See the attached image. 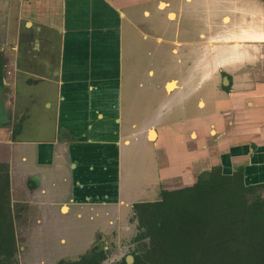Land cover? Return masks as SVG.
Here are the masks:
<instances>
[{
    "label": "crops",
    "instance_id": "0c3cea01",
    "mask_svg": "<svg viewBox=\"0 0 264 264\" xmlns=\"http://www.w3.org/2000/svg\"><path fill=\"white\" fill-rule=\"evenodd\" d=\"M0 165L58 255L207 170L264 205V0H0Z\"/></svg>",
    "mask_w": 264,
    "mask_h": 264
},
{
    "label": "trees",
    "instance_id": "16d2710c",
    "mask_svg": "<svg viewBox=\"0 0 264 264\" xmlns=\"http://www.w3.org/2000/svg\"><path fill=\"white\" fill-rule=\"evenodd\" d=\"M3 179L9 188V175ZM252 190L241 170L215 172L208 182L135 204L155 264H264V205Z\"/></svg>",
    "mask_w": 264,
    "mask_h": 264
},
{
    "label": "flooded vegetation",
    "instance_id": "af4514ba",
    "mask_svg": "<svg viewBox=\"0 0 264 264\" xmlns=\"http://www.w3.org/2000/svg\"><path fill=\"white\" fill-rule=\"evenodd\" d=\"M208 172L210 173V171ZM213 174L210 173L209 180ZM199 181H202L201 177ZM2 196L3 204L0 206V264H137L138 254H133L130 257L125 255L123 252V242L116 244L113 248L112 238L105 237L100 233H97L90 243L83 244L82 248H87L85 252L78 251L61 255L53 252H43V249L54 250L58 246L68 247L69 244L64 241H57L54 238L50 241H46L44 238L33 240L34 238L18 234L17 230L14 233L12 230V220L9 216L11 208L10 198L9 195H7L8 198L4 195ZM135 204L133 206L134 212ZM149 244L150 239L148 244H144V249L146 250L139 264H155L156 262L153 252L148 251L147 245ZM111 249H117L116 254L114 251H110ZM74 255H77V257H72ZM44 259L48 261L45 262Z\"/></svg>",
    "mask_w": 264,
    "mask_h": 264
},
{
    "label": "rangeland",
    "instance_id": "374dc122",
    "mask_svg": "<svg viewBox=\"0 0 264 264\" xmlns=\"http://www.w3.org/2000/svg\"><path fill=\"white\" fill-rule=\"evenodd\" d=\"M28 135H30V134L28 133ZM2 169H4V168H3L2 165H0V175H2V174L5 173V171H3ZM191 186H193V185L184 186V187H182L180 189H175V190H181V189L188 188V187H191ZM9 188L7 187L6 182L3 179V177H2V179L0 180V206H2V204H3V196L2 195H4L6 198H8L7 192H9ZM175 190H167V191H175ZM191 201H193V202L198 201L199 202V200L197 199V197L195 199L191 200ZM181 207L182 206H179L178 204H175L174 205V209H180ZM18 212H19V209H16L15 210V215H14L11 212V208H10V212H9L10 215L9 216H10V219L12 220V224H13L12 230L14 231V233H15V230H17L18 234L20 233V234L25 235L27 229L25 227H23V228L17 227L15 220H17V222H18L17 224H20V223L21 224H27V221H28L29 218H24L23 217V213L20 214ZM13 215H14V217H13ZM138 216L139 215L137 214V212L135 210V212H134V218H130V221H129L130 222L129 223L130 224V227L127 228L126 231L122 232V234L121 233H118L116 231H110V230H107V232L98 231L97 233L103 234L105 237L106 236L107 237H111L112 238L113 248L115 247L116 244H118L120 242H123V252H124L125 255H127L129 257L130 256H133V254L134 255L135 254L143 255V253L146 250V249H144V244H148L149 239H148V237H145V238L142 237V235L147 231V228H144L142 226L141 221H140V219H139ZM18 226H21V225H18ZM105 233L107 235H105ZM93 239H94V237H93ZM55 249H57V247H55ZM86 249H84V250H82L80 252H83V251L85 252ZM116 250L117 249H115V250L114 249H111L110 251H114V253H115ZM118 250H119V247H118ZM72 257H77V255H74ZM44 261L47 262L48 260L47 259H44Z\"/></svg>",
    "mask_w": 264,
    "mask_h": 264
},
{
    "label": "water",
    "instance_id": "95a60500",
    "mask_svg": "<svg viewBox=\"0 0 264 264\" xmlns=\"http://www.w3.org/2000/svg\"><path fill=\"white\" fill-rule=\"evenodd\" d=\"M209 177H210V173L207 171V172H204L202 175H201V180L206 182L209 180Z\"/></svg>",
    "mask_w": 264,
    "mask_h": 264
}]
</instances>
